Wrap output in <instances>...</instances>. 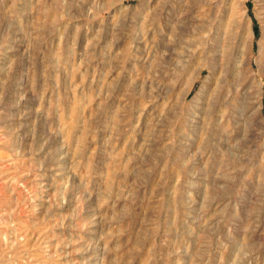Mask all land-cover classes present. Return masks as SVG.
Masks as SVG:
<instances>
[{"label": "rangeland", "instance_id": "374dc122", "mask_svg": "<svg viewBox=\"0 0 264 264\" xmlns=\"http://www.w3.org/2000/svg\"><path fill=\"white\" fill-rule=\"evenodd\" d=\"M0 264H264V0H0Z\"/></svg>", "mask_w": 264, "mask_h": 264}]
</instances>
